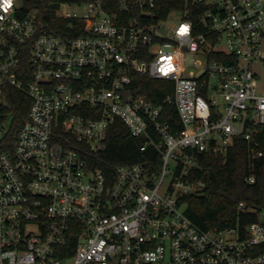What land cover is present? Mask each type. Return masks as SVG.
I'll list each match as a JSON object with an SVG mask.
<instances>
[{
    "label": "built area",
    "instance_id": "2783aa9c",
    "mask_svg": "<svg viewBox=\"0 0 264 264\" xmlns=\"http://www.w3.org/2000/svg\"><path fill=\"white\" fill-rule=\"evenodd\" d=\"M44 1L0 0V141L7 98H29L0 147V264H264V203L240 201L257 218L214 229L185 202L205 187L201 159L239 136L258 145L264 0ZM147 80L171 81L162 102ZM116 120L159 161L118 164L108 183L89 154Z\"/></svg>",
    "mask_w": 264,
    "mask_h": 264
},
{
    "label": "trees",
    "instance_id": "16d2710c",
    "mask_svg": "<svg viewBox=\"0 0 264 264\" xmlns=\"http://www.w3.org/2000/svg\"><path fill=\"white\" fill-rule=\"evenodd\" d=\"M30 4L46 9L44 0H31ZM147 82L144 91L150 93L151 90L158 102H162L166 84L171 91V81ZM7 102L13 117L11 128L0 141V147L13 148L17 129L26 117L29 98L23 92L14 90ZM167 111V118L179 126L175 106L169 105ZM255 139L258 141L257 146L239 136L226 156L207 155L201 159L199 172L206 182L205 187L201 193L185 196V202L189 216L203 228L221 229L238 222L244 226L257 218V212L253 210L238 209L240 201H246L249 205L264 203V127L255 135ZM258 150H263V154L254 156ZM89 155L91 167L102 170L108 183L114 179L118 164L159 161V153L154 146L146 143L144 137L133 135L121 120H116L110 126L106 147ZM251 172L256 174L255 183H248L245 179Z\"/></svg>",
    "mask_w": 264,
    "mask_h": 264
},
{
    "label": "rangeland",
    "instance_id": "374dc122",
    "mask_svg": "<svg viewBox=\"0 0 264 264\" xmlns=\"http://www.w3.org/2000/svg\"><path fill=\"white\" fill-rule=\"evenodd\" d=\"M261 81L264 82V61L259 62L257 66Z\"/></svg>",
    "mask_w": 264,
    "mask_h": 264
},
{
    "label": "clouds",
    "instance_id": "9594fccd",
    "mask_svg": "<svg viewBox=\"0 0 264 264\" xmlns=\"http://www.w3.org/2000/svg\"><path fill=\"white\" fill-rule=\"evenodd\" d=\"M6 3H10V0H6Z\"/></svg>",
    "mask_w": 264,
    "mask_h": 264
}]
</instances>
